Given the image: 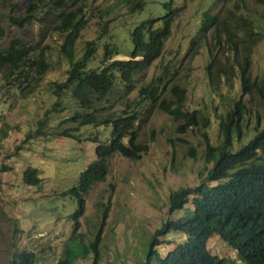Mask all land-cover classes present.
<instances>
[{"label":"rangeland","instance_id":"374dc122","mask_svg":"<svg viewBox=\"0 0 264 264\" xmlns=\"http://www.w3.org/2000/svg\"><path fill=\"white\" fill-rule=\"evenodd\" d=\"M36 0H6L0 4V48L13 40L34 50L45 52L49 69L37 83L26 91L28 78L13 76L9 81L2 78L0 70V264H8L12 254L22 249L33 251L35 264H61L66 250L77 249L81 240L87 244L93 240L107 213L98 244L99 264H142L146 259L148 241L154 231L167 220L189 217L192 197L183 209L168 211L169 196L180 187H193L207 179L212 164L205 161V135L213 143H219L221 134L218 120L234 102L241 98L240 76L233 65L245 54L251 59V79H264V18L261 33L255 42L246 44L244 31L238 30L232 44L226 41V29L234 27L239 6H227L218 2L211 11L220 18V40L207 32L204 39L192 43L199 34L202 11L196 10V0L188 3L174 20L172 31L165 40L161 55L145 70L137 73L132 91H127L118 75L111 92L103 99L92 96L95 109L84 108L72 93V87L60 94H53L54 82H61L70 67L60 53L62 35L55 32L59 11L48 1L34 13L29 22L19 26L8 16L11 10L26 14L28 4ZM249 10L248 18L254 19L264 12V4L243 0ZM50 6V7H49ZM85 24L76 40L73 60L80 57L84 45L92 40L96 46L90 66L102 65L103 46L109 44L118 54L114 58H129L127 33L142 18L163 13L160 7L148 2L143 14H129L117 0H88ZM207 3H200L205 8ZM56 9H55V8ZM109 13V14H108ZM115 16L103 33L105 19ZM248 45V46H247ZM208 46L213 48L209 54ZM215 54L212 78H207L206 65ZM235 62V63H234ZM89 65V64H88ZM157 74L166 80L160 86L162 96L173 98L171 86L178 84L186 91L183 108L199 109L209 117V124L182 132V121L146 100H139L138 90ZM227 77V79L225 78ZM254 88L243 95L246 113L242 121L243 136L235 141L234 149L248 142L264 126V87ZM92 112L101 120L116 113L134 112L137 117L134 128L137 141L147 143V150L139 159L114 153L106 159V177L93 184L84 196V212L79 217V227L72 214L76 208L75 197L68 192L78 184L84 168L94 160V148L111 138V125H79L75 114ZM47 118L43 126L37 120ZM38 131V132H37ZM41 131V132H40ZM30 134V135H29ZM74 134L75 137L69 135ZM31 166L36 168L40 182L27 184L23 172ZM104 211V212H105ZM75 234L76 241L70 239ZM187 238L181 231L170 230L158 236L156 249L166 254ZM207 248L232 262L240 263L237 254L217 233H212ZM67 264H92L93 252L69 257ZM143 264H158L144 261Z\"/></svg>","mask_w":264,"mask_h":264},{"label":"trees","instance_id":"16d2710c","mask_svg":"<svg viewBox=\"0 0 264 264\" xmlns=\"http://www.w3.org/2000/svg\"><path fill=\"white\" fill-rule=\"evenodd\" d=\"M48 1L52 5L54 3L59 11L54 30L62 35L60 53L70 65L66 70L65 79L54 82L53 94L58 95L64 89L72 87V93L82 107L93 110L95 106H92V96L89 94L93 93L98 99H103L113 89L117 75L127 91H132L134 76L148 68L161 55L163 44L172 31L174 20H177L178 15L193 0H117V4L124 6L129 14H143L146 10L150 11L152 8L147 7L148 2L160 7L163 13L156 16L150 14L137 21L129 30L127 33L129 58H114L118 52L109 44H105L102 65L99 68L90 66L97 52L92 40L85 43L80 57L73 60L76 40L81 35L85 24L89 22L86 15L88 0H52L53 3L51 0H36L28 4L26 14H17L11 10L8 18L13 24L22 26L32 20L30 17L34 13L42 7H47ZM253 1L264 4V0ZM5 2L6 0H0V4ZM218 2L225 4L228 11H231L230 6L243 8V11L235 13L234 27L226 29V41L232 44V51L236 50V45L233 43L236 33L247 24H250V27L244 31L245 43H254L256 35L261 33L264 12L254 19H249L247 15L249 10L245 8L243 0H196L195 9L203 11L198 28L199 34L196 33V36L192 38V43L195 44L204 39L210 31L215 39L220 40V21L223 18H220L218 12L211 11V6ZM200 3H207V6L200 7ZM114 18L115 16H108L105 19L103 33ZM208 51L211 54L213 48L208 46ZM215 57L213 54L205 67L208 80L209 77L212 78ZM45 58V52L34 50V47L12 40L8 46L0 48V70H4L2 78L6 81H9L12 76L14 78L20 76L21 81L28 78L25 87L29 93L49 69ZM231 67L239 72L241 98L236 100L232 108L218 120V129L221 134L219 143L215 144L211 141L206 129L203 132L205 135L204 158L212 164L207 174L210 182L202 181L193 187H180L171 193L169 212L182 208L192 195V213L189 217L167 220L154 231L147 244L146 263L156 259L158 264H264V126L257 128V132L248 142L234 149L235 141L243 136L242 121L246 113V105L242 97L255 87L262 90L264 79L261 81L257 78L251 79L249 54H245ZM164 82L166 80L163 79V75L157 74L138 90L139 100L141 102L146 100L150 105H155L169 113L173 119L182 121L179 127L182 132L199 126L200 122L206 127L210 122L209 117L201 114L199 109L189 111L183 108L186 94L183 87L178 84L171 86L173 98L169 100L162 96L163 90L160 86ZM76 116H79V125H111V138L107 143H98L95 146L94 161L89 163L80 174V192H84L93 182L105 177L108 156L119 153L139 159L148 148L147 143L137 141L138 132L134 128L137 114L134 112H119L103 120L92 112L75 114L71 118L74 119ZM46 119L37 120L38 125L43 126ZM69 135L75 137L74 134ZM23 180L29 185H37L40 178L36 168L28 166L23 172ZM73 193L80 197L79 192L73 191ZM103 225L100 224L93 241L87 246L79 244L74 251L68 249L60 263L67 264L70 262L69 257L76 256L78 253L87 255L92 251L93 264H98L97 247ZM170 230L181 231L187 238L166 254L160 255L156 249L161 243L158 236ZM212 233L219 234L230 247L236 250L237 260L240 263L209 252L207 240ZM8 264H35V254L26 249L16 251Z\"/></svg>","mask_w":264,"mask_h":264},{"label":"clouds","instance_id":"9594fccd","mask_svg":"<svg viewBox=\"0 0 264 264\" xmlns=\"http://www.w3.org/2000/svg\"><path fill=\"white\" fill-rule=\"evenodd\" d=\"M250 93V92H249ZM248 94V93H247ZM108 95V94H107ZM106 95V96H107ZM105 96V97H106ZM240 99V98H239ZM243 100V99H242ZM81 105V104H80ZM81 114H84V113H81ZM95 159V158H94ZM107 159V158H106ZM94 161V160H93ZM92 162V161H91ZM90 162V163H91ZM85 169V168H84ZM107 173H108V171H107ZM107 173H106V175H107ZM106 175H105V177H106ZM80 177V176H79ZM105 177L103 178V179H101V180H97V181H95V182H93L91 185H90V187L93 185V184H95V183H97L98 181H102V180H104L105 179ZM89 187V188H90ZM89 188L87 189V190H85L84 192H80L79 190H81L80 189V187H79V182H78V184L77 185H75V186H73V187H71V188H69V190H68V192L70 193V194H72V196L73 197H75V200H76V208H75V210H74V212H73V214H72V219H73V223H74V225H75V228H74V230L76 231V229L79 227V217L83 214V212H84V196L86 195V193L88 192V190H89ZM179 189V188H178ZM73 191H76V192H79L80 193V197H78L77 195H75V193H73ZM173 192V191H172ZM171 192V193H172ZM171 193H170V196H171ZM169 196V197H170ZM191 197H192V195H190ZM189 196V197H190ZM79 199H81V201L79 202ZM188 201H189V198H188ZM191 203H192V199H191ZM185 206V205H184ZM184 206L182 207V208H180V209H183L184 208ZM180 209H178V210H180ZM106 210V209H105ZM104 210V211H105ZM103 211V216H102V221H101V223L100 224H104L105 223V219H106V217H107V213L108 212H104ZM191 213H192V211H191ZM77 216L76 218L74 217V216ZM191 215V214H190ZM170 220V219H169ZM99 227H100V225H99ZM99 227H98V229H99ZM97 229V230H98ZM103 229V228H102ZM97 232V231H96ZM219 235V234H218ZM95 236H96V233H95ZM95 236H94V238H95ZM101 236H102V231H101ZM220 236V235H219ZM221 237V236H220ZM94 238H93V240H94ZM210 238V237H209ZM209 238H208V240H209ZM221 239H222V237H221ZM71 241H76L77 239H76V236H75V234L73 235V237L70 239ZM93 240H91V241H93ZM100 240V239H99ZM208 240H207V242H208ZM224 240V239H223ZM225 241V240H224ZM77 243H79V244H81V245H88L89 243H87V244H84V243H82L81 242V240H78V242ZM99 244V243H98ZM232 248V247H231ZM69 249V248H68ZM67 249V250H68ZM233 249V248H232ZM67 250H66V252H67ZM70 250V249H69ZM98 250V249H97ZM235 250V249H234ZM72 251H73V249H72ZM170 251V250H169ZM236 251V250H235ZM92 252V251H91ZM89 253V252H88ZM145 253H146V251H145ZM81 254V253H80ZM236 254H237V252H236ZM66 255V254H65ZM82 255H84V254H82ZM98 255H99V252H98ZM217 255V254H216ZM85 256V255H84ZM94 256V255H93ZM220 257H222V256H220ZM237 258H238V255H237ZM63 259V258H62ZM61 259V260H62ZM145 261V260H144ZM143 261V262H144ZM99 262V261H98ZM142 262V263H143ZM92 264H93V262H92ZM99 264V263H98Z\"/></svg>","mask_w":264,"mask_h":264}]
</instances>
